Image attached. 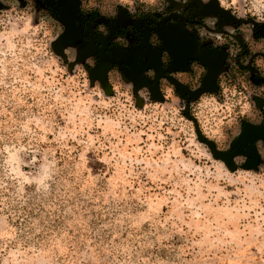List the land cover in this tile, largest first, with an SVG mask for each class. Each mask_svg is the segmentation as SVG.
<instances>
[{"label":"rangeland","instance_id":"rangeland-1","mask_svg":"<svg viewBox=\"0 0 264 264\" xmlns=\"http://www.w3.org/2000/svg\"><path fill=\"white\" fill-rule=\"evenodd\" d=\"M82 2L105 16L215 5L235 24L215 32L203 17L202 33L228 42L229 68L189 99L165 83L158 101L117 73L106 91L49 8L0 0V264H264V139L251 140L254 164L234 145L264 130V84L235 62L246 44L264 50L253 39L264 0ZM59 204L66 224L38 240ZM25 207L28 233L15 224Z\"/></svg>","mask_w":264,"mask_h":264},{"label":"flooded vegetation","instance_id":"flooded-vegetation-1","mask_svg":"<svg viewBox=\"0 0 264 264\" xmlns=\"http://www.w3.org/2000/svg\"><path fill=\"white\" fill-rule=\"evenodd\" d=\"M33 1L49 8L54 17L62 21L61 41L75 49L79 59L90 62L94 76L103 74L107 69L108 81L111 73H117L135 85H147L151 89V98L164 97L162 87L165 83L170 87L180 84L179 91L187 99L196 95L197 92L193 91L217 89L221 78L219 70L228 67V42L218 44L202 33L207 29L202 22L203 17H217L213 28L209 29L215 32L221 31V26L226 23L235 24L229 13L215 5H187L181 8L180 13L176 11L179 8L176 4L173 9L168 8L158 15H131L127 9H117L105 16L95 9L84 10L83 0ZM228 34L237 38L235 32ZM225 36L232 39L229 35ZM253 36L255 41L264 42V24L255 28ZM237 41L244 45L241 39H233L232 44L240 46ZM261 44L264 47V43ZM176 52L180 56L177 57ZM235 60L240 64L236 67L252 72L251 82L264 84V74L259 69L261 60L264 61V50L251 54L246 44ZM155 87L159 91L155 92ZM248 129L253 127L248 126ZM253 130L261 132L248 137L250 144L253 138L264 139V130ZM243 137L236 139L235 148L250 155L248 161L251 164L260 161L257 149L253 147L255 152L251 154L243 148Z\"/></svg>","mask_w":264,"mask_h":264},{"label":"trees","instance_id":"trees-1","mask_svg":"<svg viewBox=\"0 0 264 264\" xmlns=\"http://www.w3.org/2000/svg\"><path fill=\"white\" fill-rule=\"evenodd\" d=\"M74 200L71 201V206L73 207V205H75V203H73ZM74 208V207H73ZM40 211H42L41 207L39 208ZM63 206L61 204L58 205V208L56 210V212H53L52 215H46V217H43V219H40V224L43 228V232L40 234V238L38 237V240L40 239H44L46 236H50L55 230H59L60 228H62L66 222V217L63 214ZM33 211L31 210H27V208L25 207L23 209V218H21V221L17 220L15 221L16 226H23V228L26 229V233L30 232L32 230L31 226H30V220L32 218L33 215ZM50 216V217H49ZM96 220L101 221V219L96 218ZM69 233L71 236H73V238H78L79 235L78 233H74V231H70ZM45 236V237H44ZM100 254V251H99Z\"/></svg>","mask_w":264,"mask_h":264},{"label":"water","instance_id":"water-1","mask_svg":"<svg viewBox=\"0 0 264 264\" xmlns=\"http://www.w3.org/2000/svg\"><path fill=\"white\" fill-rule=\"evenodd\" d=\"M179 52H180V51H179ZM176 53H177V57H178V55L180 56V54H179L178 52H176ZM106 75H107V69L104 70L103 74H101L99 78L101 79V83H102L103 88H104L106 91H108L107 89L109 88V85H108V82H107V76H106ZM179 85H180V84H177V85L175 84V85H174L177 91L180 90L179 87H181V86H179ZM145 86H146L149 90H151L147 85H145ZM154 91H155V92H156V91H159L158 87H155V88H154ZM203 92H204V90L198 91V92L196 93V97H198V96H199L200 94H202ZM158 101H163V97L161 96L160 98H158ZM260 132H261V131H260ZM260 132L255 131V130H253V129H248L247 132H246V135L241 139V144H242L243 148L246 149V150H247L249 153H251V154H254L255 149L253 148L252 143L250 144V142L248 141V137H249L250 135H257V134L260 133ZM209 146H210V148L212 149L213 154H214V156H215L216 158H218V159L224 161L225 163H229V162H230L231 158L233 157L232 154H226V153L218 152V151H216V150H215L210 144H209Z\"/></svg>","mask_w":264,"mask_h":264}]
</instances>
